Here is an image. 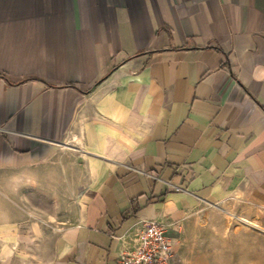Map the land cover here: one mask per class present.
Masks as SVG:
<instances>
[{"label": "crops", "instance_id": "1", "mask_svg": "<svg viewBox=\"0 0 264 264\" xmlns=\"http://www.w3.org/2000/svg\"><path fill=\"white\" fill-rule=\"evenodd\" d=\"M7 189L50 207L45 264H117L144 220L168 227L174 264L245 237L261 264L264 0H0ZM223 208L238 223L201 245Z\"/></svg>", "mask_w": 264, "mask_h": 264}, {"label": "rangeland", "instance_id": "2", "mask_svg": "<svg viewBox=\"0 0 264 264\" xmlns=\"http://www.w3.org/2000/svg\"><path fill=\"white\" fill-rule=\"evenodd\" d=\"M7 194L0 199V264H45L49 257L44 251L50 247L51 235L53 233V220L48 216L49 206L29 205L27 200V191H22L25 198L16 195V190L7 189ZM31 202H43L42 199L31 198ZM229 210V209H228ZM227 209L206 210L208 215H228L227 218L211 217L212 221L204 223L207 226H213L219 233L200 231L197 242L201 245L220 236H225V226L229 230L238 223L234 217H230ZM226 220V221H224ZM242 241L243 244H242ZM231 242V240H230ZM261 264H264V233L261 234ZM231 246L242 247L241 253H217L213 254L212 261L217 264H236L237 256L240 260H245L252 256V249L256 247L251 238L245 237L235 239ZM204 258V255H200ZM243 264V263H242Z\"/></svg>", "mask_w": 264, "mask_h": 264}, {"label": "built area", "instance_id": "3", "mask_svg": "<svg viewBox=\"0 0 264 264\" xmlns=\"http://www.w3.org/2000/svg\"><path fill=\"white\" fill-rule=\"evenodd\" d=\"M175 227L181 229L180 225ZM121 241L117 264H174L177 257L176 240L166 225L155 220L141 221L140 226Z\"/></svg>", "mask_w": 264, "mask_h": 264}, {"label": "bare ground", "instance_id": "4", "mask_svg": "<svg viewBox=\"0 0 264 264\" xmlns=\"http://www.w3.org/2000/svg\"><path fill=\"white\" fill-rule=\"evenodd\" d=\"M231 215V214H230ZM240 220V219H239ZM246 223V222H245ZM250 225H252V224H250ZM259 228V227H258ZM261 230H264V229H261Z\"/></svg>", "mask_w": 264, "mask_h": 264}]
</instances>
